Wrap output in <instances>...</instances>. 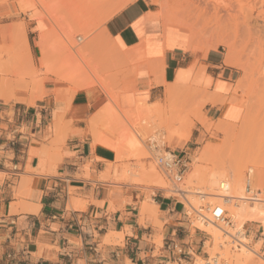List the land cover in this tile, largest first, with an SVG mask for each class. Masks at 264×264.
Listing matches in <instances>:
<instances>
[{
	"label": "crops",
	"instance_id": "crops-1",
	"mask_svg": "<svg viewBox=\"0 0 264 264\" xmlns=\"http://www.w3.org/2000/svg\"><path fill=\"white\" fill-rule=\"evenodd\" d=\"M30 15L18 0H0V264H196L207 240L186 206L164 189L145 194L115 181L125 143L114 135L113 150L97 145L94 117L108 105L168 108L179 71L203 67L212 83L200 94L216 104L206 103L201 120H226L223 100L241 71L225 64L222 47L198 50L154 0H137L88 46L93 71L68 79L48 65L57 57L46 22ZM204 132L194 120L178 153L192 160ZM246 229L251 242L264 235Z\"/></svg>",
	"mask_w": 264,
	"mask_h": 264
},
{
	"label": "rangeland",
	"instance_id": "rangeland-1",
	"mask_svg": "<svg viewBox=\"0 0 264 264\" xmlns=\"http://www.w3.org/2000/svg\"><path fill=\"white\" fill-rule=\"evenodd\" d=\"M137 0H18L23 4L24 10L31 12V19H42L48 26L51 42L50 49L56 55L57 61L50 66L61 69L63 77L74 78L78 75H88L93 71V65L88 62V46L102 31L104 24L127 6ZM160 7L163 17L169 23L182 28L189 33L197 44V49L207 53L213 47H222L227 53V46L233 47L235 56V68L241 71V79L233 89V97L223 100L229 102L225 114L226 120L219 122L203 121V110L206 101L200 92L209 91L211 83L205 76V68L189 76L180 85L177 91L168 94L170 106H161V110L151 116L143 118L144 125L140 118L134 119L131 124L139 127L136 129L139 135L145 136L143 147L137 145L134 149H127V156L120 163L118 169L120 174L127 176L126 184L139 186L145 194L152 190H159L153 183L149 182L147 175L155 173L162 176L165 181V188L161 190L169 197L179 199L187 208L188 213L192 211L189 202L197 203L199 209H205L208 205H223V201H217L213 196L206 195L205 200L197 192L212 194L207 184H189V173L191 170L190 160L188 171L183 182L178 186V192L174 191L172 182L163 174L155 161V154L149 149V140H162L164 148H170L168 138L176 135L177 144L189 141L191 131L194 127V120H200L204 127L203 138L197 145L196 155H200L208 142L214 143V150L205 162L201 163L205 177L213 175L230 179H241V185L246 188L248 179L257 187L259 196H264V0H154ZM165 14V15H164ZM85 37V42H73L70 38ZM71 38V39H72ZM76 41V40H75ZM75 43V44H74ZM227 43V44H226ZM74 44V45H73ZM73 45V46H72ZM80 46V47H78ZM78 47V48H76ZM73 48L75 51H73ZM76 48V49H75ZM216 48V49H217ZM217 83L216 90L218 91ZM174 88L169 85L168 92ZM224 91V90H221ZM126 115L121 112L119 115ZM149 118V119H148ZM138 119V120H137ZM142 126H141V125ZM103 128L115 129L113 133L119 136L124 130L127 137L133 138L128 126H110ZM176 131V132H173ZM179 131V133H178ZM180 131L188 135L184 138ZM177 133V134H176ZM184 138V139H182ZM168 145V146H167ZM180 147V146H179ZM129 152V153H128ZM215 152V153H214ZM208 160V161H207ZM207 161V162H206ZM132 174V175H131ZM206 185V186H205ZM234 185V187H235ZM188 190L192 193L180 192ZM218 191H221L218 189ZM168 192V193H167ZM183 194V195H182ZM214 199V200H212ZM191 200V201H189ZM195 200V201H194ZM242 206V203L239 204ZM189 206V207H188ZM227 211V217L230 216ZM192 213V212H191ZM194 229L202 232L206 240L205 257H196V264H205L207 258L218 260L219 264H238L239 250L232 238L219 239V245H214L211 236L204 231V226L198 220L196 214H189ZM219 224V223H218ZM203 227H202V226ZM257 226L260 224L253 223ZM247 227V225H246ZM232 236L236 235V229H229ZM229 240V241H228ZM217 242V243H218ZM228 242V243H227ZM210 243V244H209ZM263 241L252 242L250 249L259 251ZM241 251V250H240ZM252 255V254H251ZM252 260H246L242 256L239 264H259L262 260L251 256ZM236 258V259H235ZM256 258V259H255ZM201 259V260H200ZM199 260V261H198ZM259 260V261H258ZM203 261V262H201ZM248 261V262H247ZM199 262V263H198Z\"/></svg>",
	"mask_w": 264,
	"mask_h": 264
},
{
	"label": "bare ground",
	"instance_id": "bare-ground-1",
	"mask_svg": "<svg viewBox=\"0 0 264 264\" xmlns=\"http://www.w3.org/2000/svg\"><path fill=\"white\" fill-rule=\"evenodd\" d=\"M167 22L169 23L168 19H167ZM71 38H70L71 41L80 43V46L85 42V37L78 36V37H74L72 39ZM44 41H45V39H44V37H42V42L44 43ZM42 42H41V44H42L41 52L43 55H46V50H45L44 44ZM80 46H78V47H80ZM226 46H227V53L225 55V60H224L225 64L228 66H231V67H236L237 65L235 66V62H234L235 53H234L233 47L230 45H226ZM78 47H76V48H78ZM213 48L216 49L217 47L215 46ZM73 50H74V48H73ZM188 73H189V70H180L179 71L178 77H177L175 83L173 84L174 88L172 90H170L168 92V94H170L172 91L174 92V91H177L179 89L180 85H182L184 80L189 76ZM206 78L208 80V83H212L211 77H206ZM221 90H224V84H222V83H220V85L218 86V91H221ZM211 98L209 97V99L206 101V103H208L210 101L211 104L212 103L216 104V103H214L215 102L214 99H213L214 102H211V100H210ZM217 103H218V101H217ZM161 106L162 105H160L159 103H157L156 105H152V106L143 105V106L139 107L137 110L132 111V113H126V115L125 114L119 115L121 112L119 110H117V108L115 109L112 105H108L106 108H104L98 114H96V116L94 117V125H95L94 137L96 140V144L100 145V146H107L108 145V146H110V149L113 150L114 140H115L113 133H115L116 131L114 132L115 129H108V128H103V127L106 126L107 124L110 126V128H112L113 125H117V126L126 125L129 127V129L132 133V137H133V138L127 137L123 132L119 133V135L121 136V142L125 143L126 152L128 151L127 149H129V150L131 149L130 152L132 153V149H134L137 145H139V148L143 147V149H144L145 148V145H144L145 136L141 135V134L139 135V132H137L138 130L136 131V129L139 128V127H137L138 124L136 125V127L133 126L131 124L132 120H130V118L132 119V117H133L134 119H136V118L142 117V118H140V119H142L141 124L143 125L142 122H144L143 126H146L147 122H145V120H143V118L151 117V116L157 114L161 110ZM173 132H176V131H173ZM178 133H179V131H178ZM180 133L181 134H178V135H183V134L185 135V133L182 131H180ZM184 135H183L184 138L188 137V135H186V137ZM175 136L176 135H170L168 138L169 139L168 142L170 143V148H174L173 150L178 149L180 146L179 144L174 143ZM184 138H182V139H184ZM160 142H161V145L163 147H164V145L167 144V143H164V145H163L162 140ZM213 150H214V143L208 142L205 145L202 153L200 155H198L197 157H194L195 161H193L191 163V166H190L191 170L189 173V181L188 182L190 185L191 184H197V183H204V184H207V187L209 189H212V191H216L212 194H203V192H199V191L197 193L199 195H202L201 200H205L206 195H210V196H213L214 199L217 201L218 200L223 201L225 210L230 211L229 212L230 213V216H229L230 221L215 224V223L208 221V220H202V218L199 217L198 213L200 212V214H203L204 211H203V209L196 208L197 203H194L193 201L188 203V204H190V207L192 209V211H191L192 213L190 212L189 214H196L198 216V218H199L198 221L201 224H203L204 231L207 233V235L212 237L211 240L214 243V245H217V244L219 245L218 240L223 239L222 236H224L226 238L227 237L232 238L234 235L232 236L229 229L235 228L237 231L235 236L237 237V240L239 241L238 250H239V253H243V254H238L237 261H239V263L242 262V259H244V258H242V256L244 254L246 255V260L247 259L252 260L253 258L251 256H254V255L253 254L251 255V249L249 248V244L251 243V239H250V237L247 236L246 225L258 223V224H260V230L264 234V196L262 197V196L258 195L259 191L257 190V187L252 184V179H248L247 186H246V188H244L241 185V179H239V178H237L236 180L234 179L235 183H237V184L232 185L230 179L226 180L225 178H221L220 176L213 175L210 178L205 177V174H204L205 170L203 169V165L201 166V163L205 162L204 161L205 157H206V159H208V157L210 158ZM126 152H125V157L127 156ZM129 155H130V153H129ZM129 155L127 157H129ZM127 157H126V159H127ZM101 159L102 158H100V160ZM103 160H105V159H103ZM117 167L119 168L120 166L118 165ZM118 168H116L114 171V176L116 179H114V178L113 179L115 181L117 180L119 182L127 181L128 180L127 176H123L122 174H120V172H119L120 169H118ZM156 173H155V175H154V173L153 174L149 173V175H147V178L149 179L150 183H153V185H155V187H157L159 189L160 188L164 189L166 181L162 176L157 175L158 173L157 174ZM234 185H235V187H234ZM218 189L221 191H218ZM179 191L181 193L182 192L192 193L191 191H188V190H186V191L185 190H179ZM214 199H212V200H214ZM189 201H191V200H189ZM240 203H242V206L239 205ZM222 241H220V242H222ZM208 242H207V245H208ZM201 262H203V261H201ZM261 262H263V261H261ZM259 264H264V262L263 263L259 262Z\"/></svg>",
	"mask_w": 264,
	"mask_h": 264
},
{
	"label": "built area",
	"instance_id": "built-area-1",
	"mask_svg": "<svg viewBox=\"0 0 264 264\" xmlns=\"http://www.w3.org/2000/svg\"><path fill=\"white\" fill-rule=\"evenodd\" d=\"M149 149L151 152H154L155 161L159 169L172 182L174 186L173 192H178V186L183 182L188 171L190 159L183 154L171 151L169 148H164L161 142L155 138L149 140ZM203 211V214L198 213L202 220H208L215 224L230 221L227 218L224 204L208 205ZM232 240L237 244V248H239L237 237L233 236ZM260 240L263 241L261 249L259 251L251 249V254L264 262V235L261 234ZM205 264H219V262L217 259L211 261L208 257Z\"/></svg>",
	"mask_w": 264,
	"mask_h": 264
}]
</instances>
